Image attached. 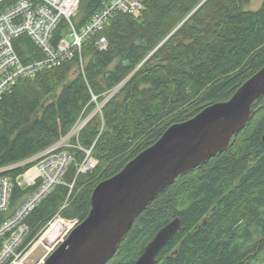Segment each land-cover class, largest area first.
<instances>
[{
    "label": "trees",
    "instance_id": "16d2710c",
    "mask_svg": "<svg viewBox=\"0 0 264 264\" xmlns=\"http://www.w3.org/2000/svg\"><path fill=\"white\" fill-rule=\"evenodd\" d=\"M107 1L80 0L77 29ZM249 3L144 0L139 18L117 13L110 19L102 32L105 50L93 38L84 43L82 67L77 58L66 61L20 79L0 97V182H12L0 222L35 190L16 181L32 163L7 168L57 145L55 153L71 158L61 183L26 216L20 257L54 223H82L98 184L171 126L229 101L264 67V0L255 11L246 10ZM14 48L23 63L37 52L26 36ZM89 160L95 166L80 172ZM55 218L62 220L52 223ZM175 218L181 229L157 264L264 263V95L227 149L178 176L135 217L106 264H134Z\"/></svg>",
    "mask_w": 264,
    "mask_h": 264
},
{
    "label": "water",
    "instance_id": "95a60500",
    "mask_svg": "<svg viewBox=\"0 0 264 264\" xmlns=\"http://www.w3.org/2000/svg\"><path fill=\"white\" fill-rule=\"evenodd\" d=\"M263 95L264 67L229 101L168 128L121 172L95 187L88 217L79 224L72 222L68 233L37 264H106L135 217L178 176L227 149L232 137L251 120L253 106ZM180 229L179 218L160 229L134 264H157V256Z\"/></svg>",
    "mask_w": 264,
    "mask_h": 264
},
{
    "label": "built area",
    "instance_id": "2783aa9c",
    "mask_svg": "<svg viewBox=\"0 0 264 264\" xmlns=\"http://www.w3.org/2000/svg\"><path fill=\"white\" fill-rule=\"evenodd\" d=\"M80 0H0V97L23 78H34L43 70L60 67L64 62L77 58L80 67L82 47L90 38L95 39L99 50H105L102 35L110 19L117 13L139 18L144 0H108L92 19L77 29L74 19L79 13ZM26 36L37 52L29 55L31 61L23 63L18 57L14 41ZM59 145L24 162L32 163L17 185L23 189L35 187L23 202L0 222V264H16L22 257L16 250L27 232L26 216L40 200L61 183L71 158L66 152L55 153ZM89 160L80 172L92 169ZM12 182H0V214L9 209Z\"/></svg>",
    "mask_w": 264,
    "mask_h": 264
},
{
    "label": "rangeland",
    "instance_id": "374dc122",
    "mask_svg": "<svg viewBox=\"0 0 264 264\" xmlns=\"http://www.w3.org/2000/svg\"><path fill=\"white\" fill-rule=\"evenodd\" d=\"M261 3H262V0H250V3L246 7V10L255 11V10L260 8ZM81 124L73 131V133L77 132V130L79 128H81ZM19 165H22V164L20 163L16 166H12V167L7 168V169H12V168H15ZM56 220H62V219L55 218L52 221V223ZM57 224L54 223L53 225H51L49 228L46 229L44 234L39 238V240L36 242V244L31 249L32 251H30L34 256H29L26 259L27 263H25V264H37L38 262H41L43 260V258L45 257V255L51 250V248L57 242L62 240L63 237L68 233V231L72 227V224H70V223H62V224L57 223ZM259 264H264V263H259Z\"/></svg>",
    "mask_w": 264,
    "mask_h": 264
},
{
    "label": "bare ground",
    "instance_id": "6f19581e",
    "mask_svg": "<svg viewBox=\"0 0 264 264\" xmlns=\"http://www.w3.org/2000/svg\"><path fill=\"white\" fill-rule=\"evenodd\" d=\"M94 39V38H93ZM21 164H24V162L23 163H21ZM11 199V198H10ZM10 205V204H9ZM8 211V210H7ZM6 211V212H7ZM30 251H32V250H30ZM29 256H34L31 252H29L26 256H24L23 258H21L19 261H17L16 262V264H25V263H27L26 261V259L29 257Z\"/></svg>",
    "mask_w": 264,
    "mask_h": 264
}]
</instances>
